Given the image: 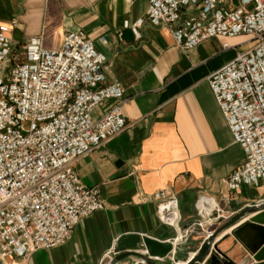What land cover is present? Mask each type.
Listing matches in <instances>:
<instances>
[{"label": "crops", "instance_id": "crops-1", "mask_svg": "<svg viewBox=\"0 0 264 264\" xmlns=\"http://www.w3.org/2000/svg\"><path fill=\"white\" fill-rule=\"evenodd\" d=\"M223 6L236 9L240 2L225 0ZM148 8L147 0H0V24L10 26L19 51L31 38L60 50L67 34L87 37L105 57V83L117 81L124 90L128 124L74 163L80 182L98 189L103 208L81 218L63 243L23 257L0 256V264H104L117 242L131 236L168 248L164 257H153L160 264H185L211 231L264 195L263 182L236 190L225 182L246 161V151L234 140L207 81L253 41L212 38L183 53L167 27L146 22ZM111 105L95 107L92 117ZM161 189L178 198L179 230L156 216L154 193ZM260 212L217 234L213 243L227 260L264 264L250 252L254 232L242 241L232 234ZM137 260L126 257L119 264Z\"/></svg>", "mask_w": 264, "mask_h": 264}, {"label": "built area", "instance_id": "built-area-1", "mask_svg": "<svg viewBox=\"0 0 264 264\" xmlns=\"http://www.w3.org/2000/svg\"><path fill=\"white\" fill-rule=\"evenodd\" d=\"M146 22L169 29L187 53L208 39L248 36L239 52L207 79L214 99L246 161L226 177L231 190L264 183V0H147ZM11 28L0 24V256L23 257L63 243L79 220L103 208L99 191L83 185L76 159L123 131L124 90L106 82L105 57L81 33L60 50L31 38L19 51ZM223 48H228L223 43ZM105 101L109 109L93 118ZM156 216L180 229L178 198L154 193ZM208 200L201 201V208Z\"/></svg>", "mask_w": 264, "mask_h": 264}, {"label": "water", "instance_id": "water-1", "mask_svg": "<svg viewBox=\"0 0 264 264\" xmlns=\"http://www.w3.org/2000/svg\"><path fill=\"white\" fill-rule=\"evenodd\" d=\"M262 210L259 214L251 217L247 222L232 230V234L242 241L243 236L251 231L255 234V242L250 247V252L256 262L264 261V195L259 201H254L242 207L226 220L222 226L211 231L205 238L200 248L185 264H235L222 255L213 243L217 234L223 229L234 225L245 215ZM162 248V247H161ZM168 248L159 250L157 243L150 238L131 236L121 238L115 247V255L104 264H119L126 257H135L138 260L133 264H160L153 257L162 258L166 255ZM141 251H146L141 252Z\"/></svg>", "mask_w": 264, "mask_h": 264}]
</instances>
